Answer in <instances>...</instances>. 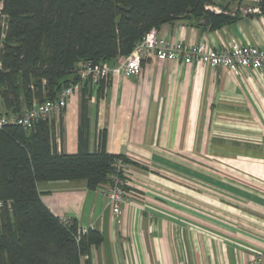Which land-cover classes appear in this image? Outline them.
<instances>
[{
	"label": "crops",
	"instance_id": "crops-1",
	"mask_svg": "<svg viewBox=\"0 0 264 264\" xmlns=\"http://www.w3.org/2000/svg\"><path fill=\"white\" fill-rule=\"evenodd\" d=\"M213 4L205 10L218 16ZM233 8L207 26L185 18L156 31L185 45L220 50L236 41L264 50V9L255 0H233ZM89 86L88 152L127 164L118 219L104 185L37 184L52 215L101 235L89 264H264V70L235 75L151 59L137 77ZM79 100L80 91L50 121L57 153H77Z\"/></svg>",
	"mask_w": 264,
	"mask_h": 264
},
{
	"label": "trees",
	"instance_id": "trees-1",
	"mask_svg": "<svg viewBox=\"0 0 264 264\" xmlns=\"http://www.w3.org/2000/svg\"><path fill=\"white\" fill-rule=\"evenodd\" d=\"M212 0H0V101L19 114L79 82L84 63L114 64L150 30L205 15ZM258 6L264 9V0ZM4 18H7L3 34ZM80 89L77 153H57L54 124L32 130L0 127V264H89L102 243L96 230L76 241L77 223H59L43 204L39 182L85 180L91 191L108 181L122 158L88 152L87 94ZM124 160V158H122ZM126 191V188H125Z\"/></svg>",
	"mask_w": 264,
	"mask_h": 264
},
{
	"label": "built area",
	"instance_id": "built-area-1",
	"mask_svg": "<svg viewBox=\"0 0 264 264\" xmlns=\"http://www.w3.org/2000/svg\"><path fill=\"white\" fill-rule=\"evenodd\" d=\"M255 2L259 3V0H255ZM253 11H258V8H254ZM151 59L181 62L186 65L200 62L210 68L227 69L235 75H240L242 72L264 70V50L258 47L242 45L233 41L220 50H214L204 42L192 45L171 42L159 36L158 32L152 29L134 45L127 56L116 58V66L110 62L96 65L84 63L77 69L79 82L64 88L55 99L35 104L19 114L0 113V127L15 125L27 131L32 130L39 121L58 117L67 103L80 91L83 84L102 82L111 77H137L141 72L142 63ZM126 169L125 160L122 158L114 160L107 177L108 181L104 185V192L113 220L118 219L121 205L126 198ZM57 219L65 227H70L73 223L66 216H59ZM77 228L76 241L88 231L78 225Z\"/></svg>",
	"mask_w": 264,
	"mask_h": 264
},
{
	"label": "rangeland",
	"instance_id": "rangeland-1",
	"mask_svg": "<svg viewBox=\"0 0 264 264\" xmlns=\"http://www.w3.org/2000/svg\"><path fill=\"white\" fill-rule=\"evenodd\" d=\"M232 1L233 0H214V4L215 5L217 4V6H214V4L211 6L216 9V11H212V12L214 13L218 12V14L223 16L224 18L227 17L230 18L232 15L235 14V8H233L232 10H228L229 6L232 5ZM207 12L212 14L209 10ZM53 119L54 118H51L50 120L53 121ZM109 264H123V263L118 259L115 261V258H111V260H109Z\"/></svg>",
	"mask_w": 264,
	"mask_h": 264
},
{
	"label": "water",
	"instance_id": "water-1",
	"mask_svg": "<svg viewBox=\"0 0 264 264\" xmlns=\"http://www.w3.org/2000/svg\"><path fill=\"white\" fill-rule=\"evenodd\" d=\"M208 20H209V17L207 15H205V16H203L201 18H197L196 19V24L198 26H207L208 25ZM6 29H7V18H4L3 34L6 33ZM2 53H3V49L1 48L0 49V59H1Z\"/></svg>",
	"mask_w": 264,
	"mask_h": 264
}]
</instances>
